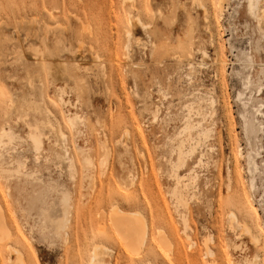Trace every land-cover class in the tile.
Here are the masks:
<instances>
[{
  "label": "rangeland",
  "instance_id": "obj_1",
  "mask_svg": "<svg viewBox=\"0 0 264 264\" xmlns=\"http://www.w3.org/2000/svg\"><path fill=\"white\" fill-rule=\"evenodd\" d=\"M247 1L0 0V264L11 246L27 264H264V73L244 64H264V0ZM38 188L64 229L29 208Z\"/></svg>",
  "mask_w": 264,
  "mask_h": 264
},
{
  "label": "bare ground",
  "instance_id": "obj_2",
  "mask_svg": "<svg viewBox=\"0 0 264 264\" xmlns=\"http://www.w3.org/2000/svg\"><path fill=\"white\" fill-rule=\"evenodd\" d=\"M195 2H197V1H195ZM200 5L202 6V3H200ZM256 6H257V0H248L247 1V7H248V10L249 11H254L253 9L256 8ZM219 7H221L220 6V2H219ZM203 8L205 9V7H203ZM205 11H206V9H205ZM137 21H140V19L137 18ZM128 34L130 35L129 29H128ZM244 64L245 65H250L251 67L254 66L255 64H257V71H258L257 72V78L258 79H259V75L264 73V64L257 63L256 60L254 59V57L252 55H250V54H245V63ZM244 104H246V103L244 102ZM256 111L258 112V110H256ZM259 113H260V111H259ZM243 117H244V127H245V131L247 132V134L251 135L253 138H259V133L263 131L262 130L261 120L256 116L255 113H251V115H243ZM50 126L53 129V131H56V133L58 135H62V136L64 135L63 132L61 130H59V128L57 129V128L53 127L51 124H50ZM9 134H10L9 132H6L3 129L2 135H8L9 136ZM30 138H31L32 143L35 146V148H38L39 145H40V143H41V138H40L39 134L37 132H34V133L32 132L30 134ZM64 151H65V153L63 155H61L60 153H57V154L60 157H63V158L66 159V158H68L67 155H65L66 152H67V150H64ZM258 154H259V151L258 150H254V152L251 153V154H249V156H248V163L253 168H257V163L258 162L256 161V156ZM86 161L88 162L89 159L86 158ZM70 165H72V164H69V166ZM227 174H228V172H227ZM177 178H180V177H177ZM229 179H230V177H229ZM227 182H229V180ZM229 185L230 184L227 183V186H228L227 188H229ZM179 192H180V190H177V189L174 191V193H176V194H179ZM31 193L32 194H30L31 198H30V201H29V204H30V207L29 208L30 209L38 208L39 211H40V214L42 216L43 222L46 223V224H48L49 226L54 227L56 231H58L60 228L64 229L65 228V222L63 220H66V219H63L64 217H62L63 220L62 219L59 220V218L56 219L55 217H53L51 215L50 211L46 210L41 205V196H40L41 195V189L39 190V188H38L36 190V192L35 191H32ZM67 196H68L67 194H63V196H62V202L63 203H66L67 202V198H68ZM247 208L248 209H247L246 214L251 213L253 215L254 221H257V217H256L255 210L251 207V205L249 206V204H247ZM65 212L67 214V210L66 209H65ZM114 213H117L115 215H118V214L121 213V210H119V208H117L115 206ZM126 214H124V215H126ZM129 214H132L133 215L132 217H134L133 220H134V223L136 225H138V226H145L144 224H146V223L143 220V217H142V215H141V213L139 211L129 212L127 214V216ZM246 214H243L242 219H239L238 218V214L236 213V210L230 209L228 211V215L230 216L229 218H231V221L234 222V223H237V226H239L241 228V230L243 231V233L247 234V236L249 238V241L252 242L254 245H257V243L260 242L261 233H260V231H258L259 229L257 228V226L255 224H253L252 220ZM124 215H122V216H124ZM65 216L67 217V215H65ZM122 216H121V218H122ZM119 217L120 216H118V218ZM124 217H126V216H124ZM121 218H119V220ZM128 220H129V221H127L128 223H126L124 225H120V227H117L116 226V228L119 230V234L125 240L126 243L128 242L132 246H134V247L136 246L137 247V246H139V244L143 243L144 238H142L141 236L135 234L134 232H130L129 231V229H132L133 227L135 228L136 225L134 223H132L133 221H130V219H128ZM133 224H134V226H133ZM3 228H4V226L2 224V219H1V216H0V230H2ZM139 228H141V227H139ZM139 234H140V232H139ZM128 243H127V245H128ZM11 249L14 252L15 258L13 260H11V262L8 263V264H27L26 261H25V259L23 258V254H22V251L20 250V248H18L17 246H11ZM102 249H105V248H102ZM209 250H211V249H209ZM97 251H95L94 254H93L94 256H92L94 260L98 257V255L100 253V251H98V252ZM207 253H210L211 255L214 254L213 251H210L209 252L208 250H207ZM255 258H257V257H255ZM255 258L252 259V260L247 261L246 264H259Z\"/></svg>",
  "mask_w": 264,
  "mask_h": 264
}]
</instances>
